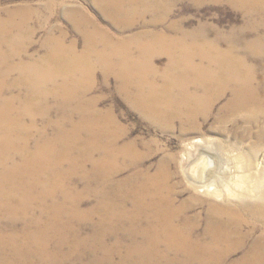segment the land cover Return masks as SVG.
Masks as SVG:
<instances>
[{"label": "bare ground", "instance_id": "6f19581e", "mask_svg": "<svg viewBox=\"0 0 264 264\" xmlns=\"http://www.w3.org/2000/svg\"><path fill=\"white\" fill-rule=\"evenodd\" d=\"M91 1L117 35L150 11L165 10L146 23L161 25L169 6ZM228 1L249 19L238 29L240 41L235 30L211 39L206 25L180 31L171 24L174 36H114L78 8L67 19L81 50L66 34H49L40 58L28 53V10L0 14V264H70L71 257L78 264H264V167L256 162L264 142V0ZM161 55L163 69L155 64ZM98 70L115 76L118 92L162 132L178 122L182 135L203 134L218 107L216 121L231 123L235 141L255 139L245 148L243 174L222 165L207 150L219 154L216 145L202 138L207 149L185 172L215 200L179 201L175 156L164 155L154 173L140 169L137 143L120 145L110 129L117 122L88 97Z\"/></svg>", "mask_w": 264, "mask_h": 264}, {"label": "rangeland", "instance_id": "374dc122", "mask_svg": "<svg viewBox=\"0 0 264 264\" xmlns=\"http://www.w3.org/2000/svg\"><path fill=\"white\" fill-rule=\"evenodd\" d=\"M167 3L169 5L168 13L161 25L156 27L152 25L149 27L146 26V23L151 21L154 16L162 14L165 10L150 11L143 17L134 19L133 27L123 32V35L115 34L117 31L99 15L98 11L92 5L91 0H0V14L5 17L3 14L5 10L17 8H24L25 11L28 10V14L30 15L27 26L31 30V33H33L29 40L28 53L36 58L45 55L46 47L44 42L49 34L55 36H60L62 33L66 34L67 43L76 41L78 43V49L81 50V37L67 19V13L72 9L79 8L89 13V15L99 21L98 23L111 34L120 37H130L141 34V32L144 31L165 32L174 36L178 31L169 29L168 27L171 24L177 25L180 31H193L201 25H206L207 34L211 39L215 37L216 31H221L228 36L235 30L234 39L237 37L238 41H240L239 35L237 34L238 29H241L249 20L246 18L245 13L233 7L228 0H167ZM260 33L263 34L264 30L261 29ZM246 38L249 40L253 38V33H247ZM222 47L225 49L227 43L224 42ZM167 61V56L161 55L157 56L155 64L157 67L163 69L168 64ZM117 84L115 76L110 75L106 79L103 72L98 70L88 97L98 100L96 106L99 109L98 112L100 115L101 111H103L108 113L111 118L115 119L117 127L114 128L111 126L110 129L117 135H121L119 138L121 139L119 142L120 145L129 144L132 146L134 145L132 141L137 143L136 152L142 160V166L139 167L140 169L144 171L149 170L154 173L157 166L164 163V155L170 154L175 156V161L171 169L173 172L178 173L176 180L180 191L179 201L192 199L193 195L196 198L197 196L201 197L206 201H210L211 199L205 196L203 192L197 191L194 187L196 184L190 181L185 172L189 163L199 154L200 150L207 149L201 148L200 146H203V143L197 142L202 138L216 145L215 148L220 151L219 154L212 146H209L207 150L212 153L214 152L219 162H222V165L228 163L233 170H238L237 173L243 174V167L246 162L245 148L253 144L255 139H248L245 143H238L235 141V139L232 138L235 128L231 123L221 125L216 121L218 107L213 111L214 116L212 115L213 118L211 117L208 120L207 127L204 129L203 134L197 135V133H188L182 135L180 132L181 124L178 122L174 125L173 129L162 132L156 127H153L147 120H144L140 114L130 106L124 98L126 94L123 96L118 92ZM55 115L54 112L51 113L52 117H55ZM244 116L245 114L241 113L237 118L243 119ZM239 121L241 122V120ZM37 124L40 126L43 124L41 118L37 119ZM241 124L242 125L237 129L238 133L245 131L243 121ZM209 126L216 128V130L223 131L225 135L228 136L224 137L220 134L208 133L207 129ZM248 129L252 131L251 127H248ZM143 142L150 143L143 144ZM236 143L240 151L235 148ZM208 145L211 144L208 143ZM258 149L259 156L256 162H260L261 167L259 169L261 170V168L264 167V142L258 146ZM240 155L243 156V159ZM222 156L224 158L219 159V157ZM119 163L122 165L124 161L121 160ZM130 171L132 172V169H130ZM130 171H126L125 175L122 177L127 176ZM212 200L214 201L215 199H211V201ZM231 200L236 201V199ZM92 203V200L87 201L84 208L89 207ZM197 210L203 211V208L196 207L195 211ZM84 232L87 233L88 228H84ZM108 242L112 243V239H109ZM67 263L78 264V260L76 257H71Z\"/></svg>", "mask_w": 264, "mask_h": 264}]
</instances>
